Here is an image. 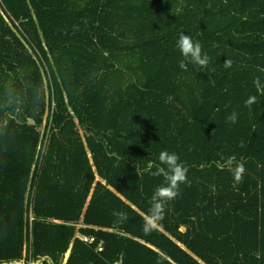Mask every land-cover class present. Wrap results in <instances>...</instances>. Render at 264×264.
Instances as JSON below:
<instances>
[{
    "label": "trees",
    "instance_id": "obj_1",
    "mask_svg": "<svg viewBox=\"0 0 264 264\" xmlns=\"http://www.w3.org/2000/svg\"><path fill=\"white\" fill-rule=\"evenodd\" d=\"M1 1L0 264H264V0ZM164 150L187 181L146 234Z\"/></svg>",
    "mask_w": 264,
    "mask_h": 264
},
{
    "label": "clouds",
    "instance_id": "obj_2",
    "mask_svg": "<svg viewBox=\"0 0 264 264\" xmlns=\"http://www.w3.org/2000/svg\"><path fill=\"white\" fill-rule=\"evenodd\" d=\"M177 48L183 57L179 64L181 69L187 70L186 62L195 63L201 67L207 66L209 58L206 54H202V45L198 40L194 41L190 35L181 33L177 40ZM231 66V60L227 59L224 61L225 68H230ZM253 83L257 91L264 94V85H261L259 77H256ZM256 102L257 97L255 95L249 96L245 101V106L250 109L251 105ZM227 119L229 122L235 123L237 120V113L233 112ZM158 159L160 165L166 166V168L157 166L156 171L151 172V175H163L165 183L158 186L151 197V207L144 218V231L146 234H149L155 228L156 222L163 219L166 202L175 199L180 194L179 185L187 181L188 169L180 162L178 154L164 150L159 153ZM229 163H231V160H229ZM151 167L152 165L149 164V168ZM243 172L244 166L242 163H239L234 170V176L237 182L241 180ZM113 215L117 217L120 222L127 219L126 213L122 211H114Z\"/></svg>",
    "mask_w": 264,
    "mask_h": 264
},
{
    "label": "built area",
    "instance_id": "obj_3",
    "mask_svg": "<svg viewBox=\"0 0 264 264\" xmlns=\"http://www.w3.org/2000/svg\"><path fill=\"white\" fill-rule=\"evenodd\" d=\"M1 2H2V1L0 0V4H1ZM1 8H2V7H1ZM14 21H15V25H16L17 27H19V26H20V22H21L22 20H21V21H20V20H19V21L14 20ZM47 145H48V138H45L42 147H40V148L42 149V156L44 155V153H45V151H46ZM32 220H33V215H32ZM81 240H83L85 243H89V244L95 242V238H94V237H90V236H82V237H81ZM104 249H105V248H104V244H103V243L100 244L98 251H99V252H103Z\"/></svg>",
    "mask_w": 264,
    "mask_h": 264
},
{
    "label": "crops",
    "instance_id": "obj_4",
    "mask_svg": "<svg viewBox=\"0 0 264 264\" xmlns=\"http://www.w3.org/2000/svg\"><path fill=\"white\" fill-rule=\"evenodd\" d=\"M32 221H33V220H32ZM81 227H82V228H95L96 230H100V228H98V227H93V226H86V225H84L82 220H81V221L79 222V224H78V228H81ZM105 230H107V229H105ZM82 236H90V237H94V238H95V242H96V240H97L96 236H94V235H86V234H84V233H82V232H80V231H77V233H76V237L81 239ZM102 243L104 244V241H101L100 244H102Z\"/></svg>",
    "mask_w": 264,
    "mask_h": 264
}]
</instances>
